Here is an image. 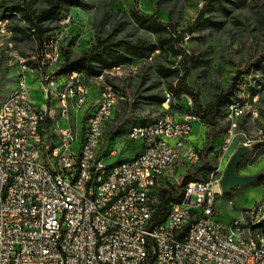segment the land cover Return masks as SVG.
<instances>
[{
    "label": "built area",
    "instance_id": "obj_1",
    "mask_svg": "<svg viewBox=\"0 0 264 264\" xmlns=\"http://www.w3.org/2000/svg\"><path fill=\"white\" fill-rule=\"evenodd\" d=\"M61 20L56 55L46 54L47 39L39 54H29L39 57L46 105L32 107V101L24 102L20 63L19 93L0 109V264H264V256L256 257L251 241L231 246L221 237L222 225L238 229L241 222L216 217L213 180L184 183L196 158H201L202 147L194 144L185 148L186 157L172 159L177 151L154 141V133H162L182 143L176 141L177 131L189 133L199 118L178 119V114L169 112L168 128H160L156 117L152 128L125 138L141 143L136 156L106 164L100 124L110 98L115 97L107 70L94 77L107 85V94L103 109L93 110L96 92L86 91L77 75L72 83L63 84V79L55 81L58 67H44V59H62L65 42L88 47L92 41L86 40L84 24L72 13ZM7 23L0 22V46L13 49L14 39L2 41ZM191 38L190 34L184 38L187 49ZM165 101L170 111L168 94ZM57 108H64V122L49 128L48 142L40 143V110L49 109L50 117ZM82 111L86 121L80 128ZM260 142L247 140L244 145L255 147ZM114 145L110 156L117 154ZM183 161H190L184 175L168 177V169L183 168ZM156 170H164V177H156ZM95 176H103L102 193L91 190ZM168 184L181 187L186 200L173 202L170 217L156 223L147 216L148 204L157 205L160 188ZM263 213L264 205L254 207L253 227Z\"/></svg>",
    "mask_w": 264,
    "mask_h": 264
},
{
    "label": "trees",
    "instance_id": "obj_2",
    "mask_svg": "<svg viewBox=\"0 0 264 264\" xmlns=\"http://www.w3.org/2000/svg\"><path fill=\"white\" fill-rule=\"evenodd\" d=\"M116 2L117 0H0V10L1 18L8 20L14 31L16 48L23 54L21 56L27 58L30 53H40L44 41L55 34L62 17L73 8L94 9L90 45L76 50L73 41L65 42L62 45V66L59 72H79L87 81H91L94 77H100L105 70L140 62L135 75L142 76L143 84L136 93V98L162 104L165 97L151 93L160 85H164L174 94L175 100L170 108L182 109L177 101L184 95L190 97L192 105L188 114L202 120L210 130L201 152V161L185 175L184 183L208 180L215 168L207 157L222 134L228 106L239 99L241 82L254 72L259 75L258 82L264 87V17L259 10L251 8L248 15L239 16L236 14V9L241 5L238 0H205L198 17L192 22L185 21L187 0H155L156 10L151 13L142 10L138 0L128 10L115 7ZM232 29L241 35L252 33L260 45V52L247 68L236 72L227 89L215 92L203 104L201 91L187 80L192 72L199 77L200 70L209 66L211 51H190L182 45L184 38L186 34L194 37L197 30L206 38H217L219 34ZM151 56L152 60H149ZM38 61L39 58L36 62L29 61L28 64L39 70ZM152 76L157 77V80L145 87L146 81ZM253 90L255 94L256 89ZM262 106L264 97L260 98L261 114L264 118ZM169 112L175 114L171 109ZM50 121V117H47L46 123ZM246 125L247 118L242 115L238 129L247 128ZM110 137L111 134L106 132L105 144ZM255 147L264 148V141ZM262 179L261 177L258 180ZM238 189L241 188H234L231 192ZM183 191L181 187L173 184L160 188V199L153 216L156 223L167 218L173 202L181 203L184 200Z\"/></svg>",
    "mask_w": 264,
    "mask_h": 264
},
{
    "label": "rangeland",
    "instance_id": "obj_3",
    "mask_svg": "<svg viewBox=\"0 0 264 264\" xmlns=\"http://www.w3.org/2000/svg\"><path fill=\"white\" fill-rule=\"evenodd\" d=\"M139 6L145 12L151 13L156 10L155 0H138ZM241 5L236 9V14L239 16L248 15L249 9L259 10L262 17H264V0H238ZM135 2V0H117L114 3L115 7L121 8L123 10H128L129 7ZM203 2V4H201ZM205 0H187L186 12H185V21L192 22L195 18L198 17L201 7L204 5ZM0 10V19H1ZM77 19H79L84 25L82 27L85 30L86 40H92L93 29H92V19H93V10H85L82 8H73L71 12ZM3 20V19H2ZM80 25H76V28L79 29ZM14 32V31H13ZM14 39V38H13ZM1 40V38H0ZM2 41H6L2 36ZM73 47L76 50H82L85 48V45L73 44ZM0 107L12 96L14 91L17 88L18 81L20 78L21 69L20 63L25 62L27 65L29 61L37 60V56H28L23 57L21 52L18 51L14 45L15 51H11L7 46L0 47ZM188 49L190 51H195L197 53L204 51V49H209L210 52V64L204 69L200 70V76L192 72L188 77V83L193 87L199 89L202 93L201 100L203 104H206L212 94L220 90H225L230 85L232 77L236 74L238 70H243L248 67V64L254 61L257 58L260 52V45L257 39L252 33L239 34L235 30H231L227 33L219 34L217 38L204 37L200 30H197L194 37L191 38ZM21 60V62H20ZM62 66V62L58 65L48 66V67H58L55 70V76L63 78L68 74H61L59 69ZM30 68L29 75V84H30V98L34 105L44 107L46 105V100L40 86V68L39 70ZM139 67V62L132 65H125L116 68H121L120 70H115V68L109 70L106 73V80H109L110 77H121L123 76L126 79H129L136 74ZM119 71V72H118ZM250 76L255 77V81H252V78L247 77L243 79L240 84L239 99L232 102L228 106L227 115L222 126V134L218 137L217 142L214 146V150L209 153L207 160L211 161L213 167L215 168L214 172L211 173L208 180H213L214 190L213 192L215 206H216V217L225 222L232 221L234 219H240V222H248V218L251 215L254 207L256 205H264V148H257L254 146L248 147V153L242 158L241 165L238 169V173L242 175H253L257 173L262 174V181H255L249 185L240 187L234 192L224 193L221 189V181L226 171L227 165L231 159V156L240 148L245 146L244 143H247V140L250 141H264V118L261 114L260 107V98L264 97V87L258 82L260 78L259 75L254 72L249 74ZM102 76V75H101ZM250 82V84H248ZM17 83V84H16ZM92 92L96 90V95L93 99V110L96 109L97 98H99L100 91L106 87V84L99 82V78H93L91 81H88ZM110 86L116 87L110 83ZM256 89L254 94L253 89ZM164 96H169L170 103L175 100L174 94L163 87ZM117 90V89H116ZM118 91V90H117ZM258 94V96H256ZM34 101V102H33ZM182 105V109L170 108L172 112H175L180 117H185L188 114V109L192 105L190 97L184 95L179 101ZM245 106H238L237 104H243ZM163 105L164 113L163 115L169 116V110L166 108V101ZM120 108L118 112L117 119L119 120L118 129H110L107 131V134L125 136L128 138L129 132L132 129V123L134 122L133 116L130 112L126 110L124 105ZM38 107V106H37ZM231 107L235 108V118L236 123L238 121V114H242L247 118V128L237 129L231 132V123L229 121V114L232 112ZM264 108V106H262ZM255 109H259V112H255ZM254 113V118H253ZM54 117V118H53ZM51 121L45 124V128H53V125L59 124L60 120L58 117V111L53 110L52 115L50 116ZM79 127L81 128L86 121V112L80 113L79 115ZM110 122V121H109ZM108 122V124H109ZM107 124V125H108ZM130 128V130H129ZM129 130V131H128ZM209 127L202 120L198 119L194 121V141L191 139L190 146L194 144L202 147V150L205 147L207 136L209 133ZM128 132V133H127ZM113 138V139H114ZM192 138V137H191ZM116 139V138H115ZM136 142L128 139H117V143L114 145V150L117 151V154L113 156H108L110 150H113V145L109 148L107 153V158L105 159L106 164H113L120 159H124L128 156H136V147L134 146ZM259 143V144H260ZM106 144L103 145V148ZM102 149V156L103 154ZM199 161L196 162V165L199 164ZM185 168H190V162H187ZM184 172V168H183ZM184 175V173H182ZM155 210H156V206Z\"/></svg>",
    "mask_w": 264,
    "mask_h": 264
},
{
    "label": "bare ground",
    "instance_id": "obj_4",
    "mask_svg": "<svg viewBox=\"0 0 264 264\" xmlns=\"http://www.w3.org/2000/svg\"><path fill=\"white\" fill-rule=\"evenodd\" d=\"M0 22H8L7 23V34H2L3 38L6 41H9V37L11 39H13L14 38V32L9 26V21L8 20H2V18H1ZM61 29H63V21L60 23V27L55 32V34L53 36H51L46 41V54L47 55H56L57 42H58V38H60ZM74 44H76V42H74ZM9 49H11V51H15L14 46H13V49L12 48H9ZM30 56H37V55H30ZM61 62H62V59H44V67L58 65ZM38 63L40 64V61H38ZM120 69L121 68H115V70H120ZM29 72H30V68L28 67V65L25 62H23L24 102H31L30 84L28 81L29 80L28 79V73ZM107 72L108 71H106V73ZM76 75H77L78 83H80L82 87H86V91L92 92V89H91L87 79L85 78V76L82 73H79V72L69 73L67 76H65L63 78L55 76V81H62V79H63V84H70V83H72V79H74ZM19 79H22V72L20 73ZM17 81H18V84H17V88L14 91V93H19V90H20V82L18 79H17ZM99 82H102V81L99 80ZM110 90L115 95V97L110 98V101L108 103V109L103 111V118H102V122L100 124V133H103V137H105V131L107 128V124L112 119L115 106L120 99V94L115 88L110 86ZM14 93L0 107V109H4L9 105V102H11L14 98ZM96 94L97 93H94V95H96ZM103 94H107V85L99 93V98H97L98 100L96 103V109L95 110L103 109V107H104ZM32 107H37V106L32 103ZM166 108H167V106H166ZM57 109L59 111L60 120L62 122H64V108H57ZM231 109H232V112L229 114L228 118H229V121L231 123V132H232V131H234L235 127L237 126V123H236V118H235V108L231 107ZM47 117H49V109H41L40 110V116H39V142L40 143H44L43 127L46 124ZM157 119L159 121L160 128H168L169 116L162 115V116L158 117ZM150 128H152V122L147 123V124L136 125V126L132 127V129L130 130L128 138L131 137L132 135L137 134L139 130H146V129H150ZM193 129L194 128H192L189 133H186L185 130H178L177 131L176 141L182 142V143H175L173 136L163 135L162 133H154V141L155 142H161L162 146L167 147V148H173V151H177V152H172V159H179V157H186L185 148L192 147V146H190V141H191V137L193 134ZM114 152H117V151L114 150ZM112 154H113V150H110L108 156H110ZM103 156H106V155H103ZM197 161H199V158H196V162ZM187 162H190V161H183V168L186 167ZM183 168H176V170L175 169H168V177H176V175H183L182 174V173H184ZM156 177H164V170H156ZM102 183H103V176H95L94 177V179L91 181V190L93 191V193H102ZM185 200H186V192H184V200L183 201H185ZM213 203L215 204L214 196H213ZM154 206H157V205L156 204H148V208H147L148 218H153L154 212H155ZM169 217H170V211L168 213L167 218H169ZM253 221H254V210L252 211L251 215L249 216L248 222L245 223V222L241 221V227H239L238 229H232L230 225H222L221 226V237L224 240H227L229 242V245H231V246H239V245H241V242H250L251 241L256 257H263L264 256V213L261 215V220L257 224H255L254 227H253Z\"/></svg>",
    "mask_w": 264,
    "mask_h": 264
},
{
    "label": "crops",
    "instance_id": "obj_5",
    "mask_svg": "<svg viewBox=\"0 0 264 264\" xmlns=\"http://www.w3.org/2000/svg\"><path fill=\"white\" fill-rule=\"evenodd\" d=\"M139 64H140V62H139ZM28 79H29V75H28ZM154 80H157V77L152 76V78L150 80L146 81L144 86L147 87V86L151 85ZM142 81H143L142 76H137L135 74L130 78V80L124 78L123 76L116 77V78H114V77L109 78V82L112 83L116 87V89L118 90V92L120 94V99L115 106V109L113 112V117L110 120L109 124L107 125L105 135H106V132L110 129H118V126H119L118 121L119 120L117 119V115H118V112L120 111V108L123 107L122 105H124L126 110L128 112H130L131 115L133 116L134 122L132 123L130 128L133 125L136 126V125L150 123L156 117L158 118V117L163 115V112H164L163 105H165L164 102H163L164 104L163 103L158 104V103H151L149 101L146 102L142 99L136 98V93L138 92L140 86H142V84H143ZM163 87H164V85H160L157 89H154L151 93L152 94L158 93L160 96L165 97ZM94 92H96V90H94ZM37 106L41 107L38 104H37ZM57 111H58V109H57ZM164 113H166V112H164ZM58 117H59V111H58ZM177 118L180 119L179 115ZM59 120H60V118H59ZM59 123H63V122L60 120ZM130 128H129V130H130ZM126 135L127 134L123 135L122 137L119 135H117V136L115 135L116 139L114 138V135H112L109 139V142L103 148V150H104L103 154H105L107 156L108 152L107 153H104V152L108 151L109 148H111V145L116 144L117 139H125ZM43 136H44V143H47L48 142V129H46L45 126L43 127ZM191 139L194 141V129H193V134H192ZM134 146L136 147V152H135V154H136L139 151V149L141 148V143L136 142L134 144ZM133 155H131V156H133ZM128 157H130V156H128Z\"/></svg>",
    "mask_w": 264,
    "mask_h": 264
},
{
    "label": "water",
    "instance_id": "obj_6",
    "mask_svg": "<svg viewBox=\"0 0 264 264\" xmlns=\"http://www.w3.org/2000/svg\"><path fill=\"white\" fill-rule=\"evenodd\" d=\"M248 148L240 147L232 156L227 165L221 181V189L224 193H230L234 188L249 185L262 177L261 173L242 175L238 173L242 158L248 153Z\"/></svg>",
    "mask_w": 264,
    "mask_h": 264
}]
</instances>
